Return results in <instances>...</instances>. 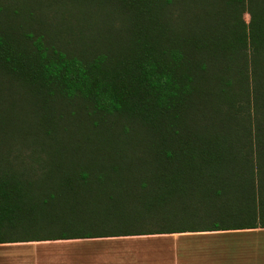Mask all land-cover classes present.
<instances>
[{"label": "trees", "instance_id": "trees-1", "mask_svg": "<svg viewBox=\"0 0 264 264\" xmlns=\"http://www.w3.org/2000/svg\"><path fill=\"white\" fill-rule=\"evenodd\" d=\"M74 1L119 9L106 45L0 0V243L264 227V0Z\"/></svg>", "mask_w": 264, "mask_h": 264}, {"label": "crops", "instance_id": "crops-1", "mask_svg": "<svg viewBox=\"0 0 264 264\" xmlns=\"http://www.w3.org/2000/svg\"><path fill=\"white\" fill-rule=\"evenodd\" d=\"M0 264H264V227L4 242Z\"/></svg>", "mask_w": 264, "mask_h": 264}, {"label": "rangeland", "instance_id": "rangeland-1", "mask_svg": "<svg viewBox=\"0 0 264 264\" xmlns=\"http://www.w3.org/2000/svg\"><path fill=\"white\" fill-rule=\"evenodd\" d=\"M11 3L16 10L14 15L19 16L25 30L37 33H46L49 30L52 41L72 52L106 45L115 30L121 27L119 9H114L110 4L97 5L90 2L82 4L74 0H11ZM244 18L247 20L248 15L244 14ZM52 116L60 130L69 132V125L73 124L71 127L77 128V134L83 137L92 135L94 131L101 129L99 126L102 125L97 116L90 115L85 106L76 101L56 108L52 111ZM94 121L98 125L95 126ZM22 124L14 127L17 135L27 129L25 124ZM110 124L117 128L115 124ZM102 163H105L104 159ZM152 241L140 237H126L112 242ZM158 241L155 239V242Z\"/></svg>", "mask_w": 264, "mask_h": 264}]
</instances>
